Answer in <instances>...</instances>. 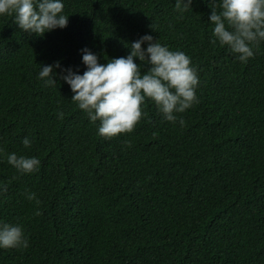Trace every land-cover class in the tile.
I'll return each instance as SVG.
<instances>
[{
    "label": "trees",
    "instance_id": "obj_1",
    "mask_svg": "<svg viewBox=\"0 0 264 264\" xmlns=\"http://www.w3.org/2000/svg\"><path fill=\"white\" fill-rule=\"evenodd\" d=\"M209 3L64 0L66 26L40 36L0 15V221L28 240L0 264H264V41L246 62L211 43ZM146 33L196 69L183 125L146 99L131 132L106 138L61 68L57 85L37 76L54 61L82 74V49L105 63ZM9 152L40 165L18 174Z\"/></svg>",
    "mask_w": 264,
    "mask_h": 264
},
{
    "label": "clouds",
    "instance_id": "obj_2",
    "mask_svg": "<svg viewBox=\"0 0 264 264\" xmlns=\"http://www.w3.org/2000/svg\"><path fill=\"white\" fill-rule=\"evenodd\" d=\"M190 4L191 0H175L174 7L182 13L190 9ZM63 7L64 0H0V15H11L19 29L40 36L66 26L69 15L63 12ZM209 7L210 42L226 46L236 59L246 62L264 41V0H210ZM142 44L146 46L142 48ZM128 49L125 56L98 63L96 54L85 48L81 50V62L85 66L82 74L64 69L59 61H54L39 65L37 76L46 86L57 85L53 69L61 68L60 79L72 92L71 100L90 122L99 121L97 134L106 138L131 132L144 114L142 107L146 99L154 103L164 120L183 125V118L176 114L196 101L199 83L190 57L183 51L170 50L147 33L128 44ZM134 58L140 63H135ZM145 64L148 67L141 72ZM62 116L63 112L58 110L57 118ZM21 143L29 147L32 141L24 136ZM6 160L18 174L33 172L40 165L37 157L15 152H9ZM5 190L6 186L0 185V193ZM26 198L35 199V193L28 192ZM27 245L20 224L0 221V248Z\"/></svg>",
    "mask_w": 264,
    "mask_h": 264
}]
</instances>
